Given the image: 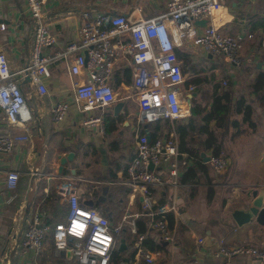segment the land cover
<instances>
[{
	"label": "crops",
	"instance_id": "1",
	"mask_svg": "<svg viewBox=\"0 0 264 264\" xmlns=\"http://www.w3.org/2000/svg\"><path fill=\"white\" fill-rule=\"evenodd\" d=\"M166 3L167 0H47L45 18L56 42L46 51L53 54L76 40L86 12L123 14L138 19L162 12ZM214 20L221 32L243 36L241 63L234 65L208 55L191 40H185L178 49L188 55L181 61L186 74L183 105L189 115L149 126L151 138V128L155 125L159 128L158 136L165 137L174 132L183 154L181 158L187 161L178 186L164 167H158L165 184L153 189L159 201H173L179 207L174 215L175 243L162 240L160 234L148 226V231L143 232L146 238L161 241L162 248L153 251L146 246L155 256L153 263H147L143 256L136 255L138 235L132 231V224L123 222L125 214L138 212L142 207L141 196L127 182L126 165L134 156L138 134L146 132L137 122L138 99L133 94L130 66L124 60H119L114 76L117 102L93 110L95 114L105 112V133L97 128H84L85 113L75 107L65 121L57 123L52 119V105L63 100L72 102L75 98L73 80L65 61L51 64V76L46 79L49 92L45 95L41 96L35 87L32 88L28 78L25 80L33 113L32 136L41 134L46 151L36 178L32 212H42L40 202L50 195L43 206L45 213L42 212L46 221L51 225L66 221L70 205L62 199L57 187L62 180L72 178L85 205L97 207L110 219L113 228L122 225L117 233L119 237L116 235L115 248L120 250L124 241L125 247L120 251L121 260L126 263L138 259V264H224L227 258L215 255L220 241L230 246L264 247V223L254 219L239 225L233 217L236 209L247 208L250 190H264V95L257 91L264 87L258 79L264 73L261 45L264 0H226ZM1 25L6 28L3 30ZM205 26L198 25V31L202 32ZM249 34L253 36L249 37ZM32 39L33 21L25 0H0V49L7 54L13 71L28 65ZM189 84L195 85L193 91L189 90ZM120 101L124 106L116 112L115 106ZM11 130L22 132L20 128ZM215 146L221 147L222 155L229 162L226 171L220 175L202 157L203 152L205 157L210 156L213 153L211 147ZM37 147L34 141L23 142L10 152H0V264H6V249L14 243L21 229L30 193L31 169L41 158ZM72 151L75 152V167L68 161L60 170L58 155L65 156ZM11 169L20 173L18 185L12 191L4 182ZM84 186H97L90 200H86ZM8 194H14L16 198L5 204L3 199ZM62 210L67 214L63 216ZM139 220L148 224L147 216H140L136 223ZM61 252L55 248L51 234L39 255L32 249L23 248L19 242L13 259L14 264H96ZM229 261L230 264H260L247 255H236ZM109 264H117L113 253Z\"/></svg>",
	"mask_w": 264,
	"mask_h": 264
},
{
	"label": "built area",
	"instance_id": "2",
	"mask_svg": "<svg viewBox=\"0 0 264 264\" xmlns=\"http://www.w3.org/2000/svg\"><path fill=\"white\" fill-rule=\"evenodd\" d=\"M46 1L25 0L33 21L28 65L13 71L7 54L0 49V152H10L20 143L33 141V113L25 80L29 78L32 88L35 87L41 96L47 94L46 79L51 76V64L57 61L67 63L75 98L72 102L63 100L52 105V119L57 123L65 121L75 107L85 113L82 120L84 128H97L105 133V112L95 114L93 110L104 109L117 102L114 76L119 60H124L130 66L133 94L138 99L137 122L146 132L138 134L134 156L126 165L127 182L141 196L142 207L138 212L125 214L123 222L131 223L132 231L138 234L136 219L147 216L148 226L157 231L162 240L175 243L176 230L170 225L169 215L177 214L179 207L173 201H159L153 189L165 184L158 167H164L178 186L187 161L181 158L183 154L174 132L165 137L150 138L149 126L167 120L177 121L189 115L183 105L186 74L177 53L185 40H191L208 55L234 65L241 63L243 36L221 32L214 20L226 0H167L162 12L138 19L123 14L93 15L86 12L78 38L53 54L46 51L56 42L55 34L45 18ZM203 19L207 20V24L199 32L196 21ZM1 28L4 30L6 26L1 25ZM252 36L249 34V37ZM261 45L264 49V37ZM188 88L193 91L195 85L189 84ZM13 128H20L22 132L15 133L11 130ZM209 163L219 175L229 165L224 155L213 153ZM33 170L34 166L31 172ZM19 178V171H8L4 180L6 187L14 190ZM57 188L62 199L70 205L66 221L51 225L44 213L31 210L20 245L39 255L46 239L52 234L56 249L96 264H109L117 243L116 235L122 225L113 228L110 219L97 207L85 205L79 187L72 178L62 180ZM83 189L86 200H90L97 186H84ZM14 198V194H8L3 201L8 204ZM145 238V233L138 234L136 255L143 256L147 263H153L155 256L145 247ZM12 248L13 243L7 247L6 256ZM215 255L226 257L224 264H230L229 259L236 255H247L264 264V247L254 245L230 246L220 241ZM138 262V259L131 263L121 260L119 264Z\"/></svg>",
	"mask_w": 264,
	"mask_h": 264
},
{
	"label": "water",
	"instance_id": "3",
	"mask_svg": "<svg viewBox=\"0 0 264 264\" xmlns=\"http://www.w3.org/2000/svg\"><path fill=\"white\" fill-rule=\"evenodd\" d=\"M196 24H198V25L207 24V20L206 19L198 20V21H196ZM28 80L30 81L29 78H28ZM193 95H197V93H193ZM123 106H124L123 101L118 102L115 106L116 112L121 110V108ZM149 137L151 138V136H149ZM33 141L38 146L37 148H38V152L40 153L41 158L35 164L34 170L32 172L30 193H29L26 213H25L23 221H22L21 229H20L18 235H16V240H15L16 242L14 241L13 248L9 252L10 257H8V259H7V264H14L13 257L15 255V252H16L17 247L19 245V242L21 240L23 231H24L26 224H27V219H28L30 210H31L33 203H34V194H35V189H36V178L39 174L40 166H41L42 161H43V156L46 152L44 147H43L44 139H42L41 134L33 136ZM205 155H206V153L203 152L202 157L204 158L205 161H209L210 156L205 157ZM58 156H59V159L61 160L60 170H62L64 165L68 161L73 162L75 152L72 151L65 156H62V155H58ZM72 165H73V167H75L74 162ZM152 168H153V166H152ZM248 193H249L248 195L250 197V201H249V204L247 205V208L246 209H236L233 212L234 219L237 221V223L239 225H243L245 223L251 222L254 219H256L260 223H264V190L253 189V190H250ZM89 203L92 204V201H89ZM124 247H125V244H124V241H122V244L120 245V250H123ZM61 253L65 254V255H70V253H67L65 251H62Z\"/></svg>",
	"mask_w": 264,
	"mask_h": 264
},
{
	"label": "trees",
	"instance_id": "4",
	"mask_svg": "<svg viewBox=\"0 0 264 264\" xmlns=\"http://www.w3.org/2000/svg\"><path fill=\"white\" fill-rule=\"evenodd\" d=\"M177 53H178V56L180 58V60H183V59H187L186 57L188 56L185 52H183L182 50L178 49L177 50ZM259 80H261L263 83H264V73L260 74L259 77H258ZM256 90H257V84H256ZM254 87V88H255ZM257 91H260L261 92V95H264V87L261 88L259 87ZM158 125V124H157ZM153 138L157 137L158 136V126H154L153 128ZM146 131V130H145ZM213 149V154H216V155H220L222 154V149L221 147L219 146H215V147H211ZM182 149V148H181ZM188 173H190V169L187 170V176H188ZM186 177V176H185ZM186 181V180H185ZM16 198V197H15ZM14 198V199H15ZM49 198H50V195L46 198V200H41L40 204L41 206L39 205V207H41V211L44 212V205L49 201ZM52 198V197H51ZM54 198V196H53ZM52 198V199H53ZM45 213V212H44ZM66 213V211L62 210V215L64 216ZM69 214V213H68ZM174 220H175V216L174 214H170L169 215V222H170V225L171 227L174 225ZM49 222V221H48ZM50 223V222H49ZM52 223V222H51ZM57 224V223H56ZM137 228H138V234L140 233H143V232H147L148 231V224L146 223L145 220H139L137 221ZM137 234V235H138ZM119 236L117 235V238ZM144 245L145 247H149L151 250L153 251H159L162 247V242H157L155 238H152V237H147L145 240H144ZM122 253L121 251L119 250V248H115L114 251H113V260H115V262L117 264H119V262L121 261L122 259Z\"/></svg>",
	"mask_w": 264,
	"mask_h": 264
},
{
	"label": "rangeland",
	"instance_id": "5",
	"mask_svg": "<svg viewBox=\"0 0 264 264\" xmlns=\"http://www.w3.org/2000/svg\"><path fill=\"white\" fill-rule=\"evenodd\" d=\"M201 67V66H200ZM7 259H8V255L5 257V262H6V264H7Z\"/></svg>",
	"mask_w": 264,
	"mask_h": 264
}]
</instances>
